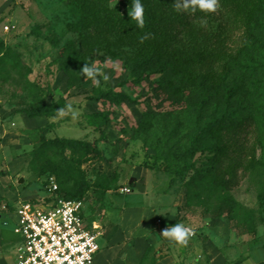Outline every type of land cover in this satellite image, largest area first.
<instances>
[{
	"label": "rangeland",
	"instance_id": "rangeland-1",
	"mask_svg": "<svg viewBox=\"0 0 264 264\" xmlns=\"http://www.w3.org/2000/svg\"><path fill=\"white\" fill-rule=\"evenodd\" d=\"M72 1L0 0V184L14 197L0 195V205L37 199L51 180L66 192L83 177L103 236L127 217L145 229L127 238L145 240L138 264H264V26L249 56H220L206 80L189 68L140 72L128 53L71 47ZM108 4L128 16L122 0ZM85 64L99 85L81 75ZM37 102H62L65 115L19 111ZM233 109L254 121L236 135L233 159L215 160L217 126L185 154L198 130ZM176 223L193 230L185 245L162 234Z\"/></svg>",
	"mask_w": 264,
	"mask_h": 264
},
{
	"label": "trees",
	"instance_id": "trees-1",
	"mask_svg": "<svg viewBox=\"0 0 264 264\" xmlns=\"http://www.w3.org/2000/svg\"><path fill=\"white\" fill-rule=\"evenodd\" d=\"M122 1L130 14L133 0ZM173 2L174 0H142L144 25L140 27L129 14L127 17L119 15V9L110 7L109 0H73L71 7L77 21L70 24V27L76 32V37L69 43L72 48L81 51L82 55L100 49L117 56L128 53L135 61L133 68L140 72L154 68L164 73H182L189 68V74L195 72L206 80L207 73L214 66H220V56H249L250 53L246 50L255 43V32L264 26V18H259L258 15L262 8L260 0H219V6L213 13L178 12ZM261 14L263 17L264 12ZM228 97L229 95L224 100L225 106L229 102ZM201 104H205V100L201 101ZM62 107V102H37L20 108L19 111L29 118L49 117L55 115ZM233 116L240 119L234 122ZM248 120L249 116L237 117L234 109L226 115L221 112L211 123L206 124L204 129L197 131L185 154L194 152V144L199 143L202 137L211 132L213 126H217L218 140L210 146L216 153L215 160L222 164L233 159V152L242 149V145L239 146L235 141L236 135L244 131L246 123H254L253 119ZM232 129V134H226ZM253 131L258 132L256 126ZM221 183L228 188V184L233 181ZM87 189L88 182L80 177L73 189L62 192L57 187L53 196L83 199Z\"/></svg>",
	"mask_w": 264,
	"mask_h": 264
},
{
	"label": "built area",
	"instance_id": "built-area-1",
	"mask_svg": "<svg viewBox=\"0 0 264 264\" xmlns=\"http://www.w3.org/2000/svg\"><path fill=\"white\" fill-rule=\"evenodd\" d=\"M47 188L43 196L20 201L14 210L12 230L19 237L15 264H94L101 231L85 223L83 199L53 196L54 180Z\"/></svg>",
	"mask_w": 264,
	"mask_h": 264
},
{
	"label": "crops",
	"instance_id": "crops-1",
	"mask_svg": "<svg viewBox=\"0 0 264 264\" xmlns=\"http://www.w3.org/2000/svg\"><path fill=\"white\" fill-rule=\"evenodd\" d=\"M12 191V189L4 190L0 184V195L7 197L9 200H13ZM20 201L23 200H18L17 202L12 201L13 203L10 205H0V264H15V249L19 237L12 229L15 219L14 210ZM82 214L88 226L96 224L100 228L101 225L99 223L89 220L84 202ZM8 216L9 218H7ZM128 222L129 218L127 217L122 226L108 238L100 233L98 237L100 248L94 257V264H138L143 253L145 240L142 238L136 239L129 246L127 238L131 234L136 233L137 235L144 232L145 229L139 227L133 230Z\"/></svg>",
	"mask_w": 264,
	"mask_h": 264
},
{
	"label": "clouds",
	"instance_id": "clouds-1",
	"mask_svg": "<svg viewBox=\"0 0 264 264\" xmlns=\"http://www.w3.org/2000/svg\"><path fill=\"white\" fill-rule=\"evenodd\" d=\"M114 2L116 3L117 0H114ZM173 4L175 10L178 12L195 13L196 11H202L205 13H213L219 6V0H174ZM129 15L138 26L142 27L144 25V6L142 0H133L132 10ZM81 75L92 79L97 85L100 83V80L97 78V70L88 64H85L82 67ZM108 78L109 77L106 74L103 77L104 80H108ZM58 111L60 115H65L63 109ZM162 234L164 237L177 244L185 245L188 238L193 234V230L182 223H176L165 228L162 231ZM83 259L84 258L82 257L81 261H83Z\"/></svg>",
	"mask_w": 264,
	"mask_h": 264
}]
</instances>
